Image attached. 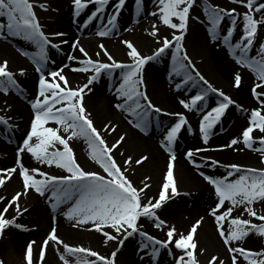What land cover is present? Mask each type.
Returning <instances> with one entry per match:
<instances>
[{
    "label": "snow or ice",
    "instance_id": "6c2138e0",
    "mask_svg": "<svg viewBox=\"0 0 264 264\" xmlns=\"http://www.w3.org/2000/svg\"><path fill=\"white\" fill-rule=\"evenodd\" d=\"M34 2L37 0H0V36L5 34L22 36L32 42L38 50V59H36V70L40 74L38 95L31 105L35 110L34 119L31 121L30 131L23 139V147L19 148L18 152L21 156L27 152L39 163L56 165L68 174L52 175L38 167L29 169L24 166L22 159H18L19 175L23 182L22 191H17L12 195L0 210V236H3L4 231L10 226L24 227L17 223V217L22 212L27 211L20 205L19 200L27 192L34 190L41 196L50 193L47 198L54 211L59 210L61 205H67L64 216L69 220H75L74 226L88 225L91 229L102 233L103 242L106 245L109 241L118 242L117 247L113 248L109 254H102L91 247L64 242L58 235L57 228L52 227L47 238L39 247V264H43L46 249L50 242L62 245L63 251L60 253V259L63 264H117L118 248L124 245L128 237L137 233L144 238L141 252L148 254L146 250L150 249L151 257L154 260L161 249L167 248L169 254L173 256V264H200L197 253L206 250L198 248L194 234L197 233L203 218L192 224L191 229L187 232L179 231L175 225L168 226L166 237L163 239L147 231H142L139 224L141 217L153 219L157 229H163L167 224V221L158 215V209L164 206L167 201L172 200L174 196L180 195L174 175L176 155L172 152L171 145L177 139L181 128L187 124V118L183 113H177L179 119L170 127L165 140L162 141L171 155L158 197H148L146 189H149L151 185L143 183L142 187L135 186L126 175L128 169L122 168L114 158L113 149L125 140L126 134L120 135L115 143L109 145L103 132L115 131L116 125L109 122L104 125L103 130L98 129L83 103L85 89L92 90L89 85L99 79L102 70L111 72L115 68L127 69L122 73V80L116 89L117 96L122 102L117 103L115 107L126 110L134 116L135 126L146 131L150 110L161 113L165 109L154 104L147 92L142 90L141 86L144 84L141 75L142 68L147 61L156 59L167 49L174 47L173 60L177 61L179 67L184 70L181 83L195 84V78L198 77L199 81L207 86L192 95L190 100H181L184 107L187 109L198 108L199 104L205 101L209 91L218 93L222 97L215 107H211L210 110L203 113L200 132L203 134V140L207 142L213 125L220 120L229 105L237 102L222 90L213 87L196 69L194 62L183 50L182 41L187 30L190 9L195 0H158V8L152 15H158L160 22L179 31L173 32L171 38L159 37V28L153 25L151 35L161 42L151 56L142 55L133 42L124 40L123 43L129 49L127 55L131 58L130 62L115 59L104 44L100 43L99 47L103 49V54L108 57L110 62L102 61L93 59L80 45L79 40L75 41L72 47L79 48V51L83 53V61L82 67L74 70L85 72L91 70L93 73L88 77L86 83L76 88L70 86L63 68L45 72L44 62L49 59L47 46L57 48L59 44L67 43V41L61 40L57 43L50 39V36H60L62 33L48 34L43 31L34 10ZM89 2L90 0H72L75 9L74 15L79 17L81 10ZM136 2L137 5L141 4V0H136ZM236 2L243 5L244 10L240 13L242 33L235 43L232 42V38L238 27L237 9L211 5L206 7L205 11L211 23L210 31L213 34V39L219 37V27L224 18L232 16L231 26L223 35V42L232 50L240 66L247 67L255 73L258 82L254 84L251 91L254 98L259 102V106L250 109L248 125L242 129L240 136L233 138L229 144L219 147H232L242 140L247 148L252 149L254 141L258 140L261 145V163L264 164V41H257L258 32L261 27H264V2H260V0H236ZM94 3L96 7L88 15L85 23L102 12L105 5L108 4V0H94ZM124 4L125 0H116L113 14L109 17V23L113 26L117 13ZM39 6L46 8L45 3H40ZM173 17L177 18L179 22H175ZM99 34L101 36L106 35L107 31H101ZM257 44L258 48L255 54L250 55ZM237 50L238 55H236ZM68 59L80 60L81 58L70 55ZM184 61H187V64ZM8 64L7 59L0 60V90L5 92L9 88L18 87L14 73L9 70ZM19 71L25 72L23 68ZM241 83L242 75L237 71L234 74V85L239 87ZM176 87L179 88L180 84H177ZM240 107L243 110V106ZM201 111L203 110L201 109ZM49 121L55 122L56 127L47 126ZM0 123L7 126L8 118L0 115ZM254 130L258 131L260 135L254 134ZM77 137L85 140L90 149L91 159L100 165L104 174L100 171L86 170L78 162L69 143L71 139ZM57 142L63 147H56ZM197 151L199 149H190L186 153L187 158L194 165L197 164V161L193 159V153ZM147 159L148 156L146 155H142L136 160L129 156L125 163L139 165ZM213 163H219V161ZM226 168L230 170L227 171L226 175L220 177L201 173L213 186L217 197L211 214L215 217L219 235L227 246L228 252L232 254L231 264H240L241 257L247 264H264V248L257 251L246 248L241 243L251 232L264 236V209L257 211L254 206L257 202L264 205V167L257 168L233 163L226 165ZM0 173H6V175H0V186H4L5 182L14 173H17V168L0 169ZM234 175L235 178L229 179ZM145 180H150V178L146 177ZM5 199V196L0 195V201H5ZM226 201L231 207H224ZM241 206H243L241 214L232 216L233 209ZM11 208H15V215L9 217L6 214ZM243 213H247L248 217L257 218L261 222L256 223L252 219L244 218ZM225 223L227 227H225ZM109 228L111 231L108 230ZM36 244V241L27 244L26 264H37V258L33 255ZM174 249L179 250V252L174 251ZM70 256L75 257V259H70ZM0 264H4V261L0 260ZM209 264H225V260L214 255L210 258Z\"/></svg>",
    "mask_w": 264,
    "mask_h": 264
},
{
    "label": "bare ground",
    "instance_id": "6f19581e",
    "mask_svg": "<svg viewBox=\"0 0 264 264\" xmlns=\"http://www.w3.org/2000/svg\"><path fill=\"white\" fill-rule=\"evenodd\" d=\"M114 2L116 3V0H109L108 4H114ZM40 3H45L46 8H41L39 6ZM211 5H219L228 9L236 8L239 29L242 27L240 13L244 10V6L236 2V0L232 3L229 0H195L190 9L187 30L182 41L183 50L187 52L192 62H194L196 69L199 70L213 87L222 90L237 102L236 104L229 105L220 120L213 125L211 129L213 134L209 136L208 141L205 142L203 140V134L200 132V122L203 113L207 112L212 106L204 110V106L200 103L196 109H187L181 103V100H190V97L195 95L196 91H200L201 88H206L207 86L196 77L195 85L185 83L184 86L180 85L179 88L176 87L177 84H180L179 81L181 79L176 80L181 75L183 69L179 67L177 61L171 66H168L167 60L165 63L163 61L165 60V53H168L169 49L174 47H170L156 59L145 63L141 72L144 80V84L141 87H143V91L147 92L154 104L165 109L164 112L173 115L172 119L174 122L179 119L176 115L177 113H183L187 118V124L181 128L177 139L171 145L172 152L176 155L174 175L180 191V195L174 196L171 201L177 200L180 197L182 198L173 205L172 203L169 205L171 201L167 202L158 211L162 212L165 221L173 223L181 232L188 231L190 226L185 229L188 219L195 218L189 224L192 226L197 220L203 218L202 223L198 226L197 233L194 235L198 248L206 250L197 253L200 264H209L210 258L214 255L224 259L225 264H231L232 254L228 252L227 246L219 235V231L216 230L217 223L215 217L211 214V209L215 206L217 197L213 186L201 173L213 177L224 176L230 170L226 168V165L233 163L259 167L257 159L261 157L262 153L258 140L254 141L252 149L247 148L242 141L232 147H219L220 145L229 144L233 138L239 137L238 133L242 132V129L248 125L250 109L259 106V102L254 98L251 91L258 80L253 71L237 63L236 56L233 55L229 46L223 42V35L225 34L221 33L222 30H219V37L213 39V34L210 31L211 25H207V23L202 27L194 25L192 17L198 13H207L205 8ZM114 6L110 11H106L107 7H104L103 11L98 13L93 22L85 28L81 24L80 19L82 17L87 19L88 15L94 11L96 5L92 3V0L81 10L79 17L74 15L75 9L72 0H37V2H34V10L43 27V31L48 34L54 32L62 33L60 36H50V39L57 43L61 40L67 41V43L59 44L57 48L49 46V59L45 63L46 65H53L55 69L63 68L71 87L74 84H76V87L83 85L87 82L89 74L92 73L89 70L88 76H84L83 72L85 71L74 70L83 61V53L79 51V48L72 47L75 41L79 40L80 45L85 48L93 59L108 61L103 54V49L99 47L100 43H103L115 59L130 62L131 58L127 55L129 50L123 43L124 40L133 42L142 55L151 56L161 42L151 35L153 25L159 28V37L167 36L171 38L173 32L179 31L171 29L160 22L158 15H152L158 8V0H141L140 5H137L136 0L134 2L133 0H125V4L118 12V18L126 16L128 13H133L134 10L137 13L138 10L134 7L137 6L142 10L141 15L145 14L146 16L143 22L140 25L133 24L127 30L118 21L104 37L93 41L90 35H95L99 24L98 18L100 16L103 18L107 14L111 16ZM92 7L94 9L90 13H87ZM86 9L88 11L84 13ZM231 17L226 16L224 23H230L229 19ZM46 18L50 20L47 21ZM172 19L175 22H179L175 17ZM103 28L105 29V27ZM48 29L53 30L47 31ZM114 33L116 36L119 34L118 36L120 37H114ZM262 34H264V27L260 28L258 32V42L263 41V37H260ZM236 36L232 38L233 43L239 38ZM19 38L10 34L0 36V60L7 59L9 61L8 68L13 71L14 78L18 84V87H15L17 95L13 94L11 88L7 92L3 90L1 91L2 93L0 92V115L8 118L11 134H17L18 136L20 133L27 134L31 129V121L34 119L35 112L31 105L38 95L40 75L36 70V59H38L37 47L32 42H23ZM257 48L258 44L257 47L253 48L250 55L255 54ZM172 54L173 51L170 53L173 59ZM238 54L237 50L236 55ZM70 55L80 57L81 59L69 60L68 57ZM184 63L187 64V61H184ZM66 65L67 67H65ZM21 68L25 70L24 73L19 71ZM116 70L117 72H124L127 69L116 68ZM189 71H191L190 68ZM237 71L242 75V83L239 87L234 85V74ZM103 77H105V81ZM106 77L100 73L99 79L89 85V88L92 90L88 91V89H85L83 103L98 129L103 130L104 125L109 122L116 125L115 131L103 132L105 140L109 145L115 143L120 135L126 134L125 140L117 148L113 149L114 158L124 168L128 169L127 175L135 186L142 187L143 183H149L151 186L149 189H146L147 196L156 195L158 197L169 156L171 155L164 146V143H162L165 140L164 133H160L158 129L152 130L151 125H148L146 131H142L135 126L134 116L126 110L117 109L115 105L122 101L117 96L116 89L119 87L122 79H115L112 84H109ZM48 78L51 79V77ZM76 87L74 86L73 88ZM208 93L206 99L209 100L211 105H216L218 100L222 99L218 93L211 91ZM241 105L243 106V110L240 107ZM232 106L235 108L230 112L229 108ZM151 116L155 117L157 121L163 118V122L160 121L159 129L164 128V125L170 121L168 116L157 117L155 112H152ZM47 126L56 127V124L53 121H49L47 122ZM3 127L4 124L0 123L1 135L9 137V129L6 131ZM254 134L260 135L255 130ZM69 143L82 167L86 170L100 171L104 174L100 165L91 159L89 155L90 149L83 138H73ZM12 147V144H6L5 141L0 140V168H17V173H14L5 182L4 186H0V195L6 198L5 201H0V210H2L3 205L12 195L17 191H22L23 182L22 177L19 175L18 159H22L24 166L29 169L38 167L52 175L68 174L64 169L58 168L56 165L39 163L27 152L21 156V154L15 153L14 150L12 151ZM56 147L62 148L63 146L56 143ZM190 149H199V151L193 153V159L197 161L195 165L186 156V153ZM142 155L148 156V159L139 165L135 163L128 165L125 163L129 156L133 160H136ZM214 161H219V163H213ZM136 174L137 177L135 176ZM0 175H6V173H0ZM146 177H149L150 180H145ZM233 178H235V175L229 177V179ZM49 195L50 193H46L45 196H41L32 190L20 198V205L27 211L22 212L17 217V223L24 227L16 228L15 226H10L4 231L3 236H0V260H3L4 264H26L25 254L27 244L31 241L37 242L34 245L33 255L37 258V264H39V247L47 238L52 227L57 228L58 235L64 242L91 247L102 254H109L117 246V241H109L106 245L103 242L102 233L91 229L88 225L83 227L74 226L76 221L65 217L61 206L59 210L54 211L47 198ZM254 206L257 211L264 209V205L260 202H257ZM224 207H231V205L226 201ZM242 207L234 208L232 216L240 215ZM6 215L9 217L15 215V208H11ZM243 217L252 219L256 223L259 221L257 218L248 217L247 213H243ZM139 224L142 231L148 232L149 230L153 233L152 235L160 238L161 230L155 227L152 220H149L147 217L145 219L140 218ZM225 227H227L226 223ZM46 229L48 230L45 232ZM108 230L111 231L110 228ZM137 235L139 234L137 233ZM132 237H135V235ZM135 238L137 241L126 240L122 249L118 250L116 257L117 264H167L166 258L156 261L150 257L149 250H146L148 254L141 252L143 240L141 243H138V236ZM241 243L246 248L258 251L264 248V236L251 232ZM22 244H24L23 249H21ZM62 251L63 247L61 244L50 242L46 249L43 264H63V261L60 259ZM205 256L209 257L203 262ZM69 258L75 259V257L71 256ZM240 264H247V262L241 257Z\"/></svg>",
    "mask_w": 264,
    "mask_h": 264
},
{
    "label": "rangeland",
    "instance_id": "374dc122",
    "mask_svg": "<svg viewBox=\"0 0 264 264\" xmlns=\"http://www.w3.org/2000/svg\"><path fill=\"white\" fill-rule=\"evenodd\" d=\"M109 1V0H108ZM133 2H134V0H133ZM229 2H235V0H229ZM260 2H264V0H262V1H260ZM93 3H94V0H93ZM115 5V2H114V4H106L105 5V7H107V9H106V11L108 10V11H110L112 8H113V6ZM93 8V7H92ZM92 8L91 9H89V11L86 9L85 10V12L84 13H86L87 11V13H89L90 11H92ZM141 12H142V10H141V8H140V11H139V14H138V16H135L136 14H135V12L133 11V13H128L126 16H122V17H120V18H118V20L117 21H119V23L120 24H123V28H125V29H127V30H129L131 27H132V25L133 24H137V25H140L142 22H143V20L145 19V14H142L141 15ZM109 15L110 14H107L105 17H100V19H99V24H98V28L96 29V31H95V35H90V37H103V36H101L99 33L101 32V31H105L104 29H102V27L104 26V25H106L107 23H105L108 19H109ZM141 15V16H140ZM193 18V22H194V25H198V26H200V27H202L204 24L203 23H207L208 21H209V19H207L208 18V15H207V13H198V14H196V15H194V17H192ZM232 18V17H231ZM47 19V21H49L50 19L49 18H46ZM125 21V22H124ZM80 22H81V24L82 25H84L85 26V19L84 18H82V19H80ZM84 23V24H83ZM208 25V24H207ZM210 25V24H209ZM86 27H88V26H86ZM85 27V28H86ZM169 27V26H168ZM170 28V27H169ZM227 28L228 27H226L225 26V28H224V30L222 31L223 33H226V31H227ZM241 29H239L238 27H237V30H236V34L234 33V36H236V37H238V34L239 33H242V27H240ZM262 28V27H261ZM108 29H111V26H109L108 28H107V30L106 31H108ZM53 30V29H52ZM51 29H48L47 31H52ZM221 32V33H222ZM89 34H91V33H89ZM88 34V35H89ZM114 35V37H120V36H118L119 34H117V36H116V34L114 33L113 34ZM121 35V34H120ZM260 37H263V41H264V34H262ZM128 49V48H127ZM129 50V49H128ZM164 56H169V54L167 55V53H165V55ZM107 59H108V57L107 56H105ZM164 61V63H165V61H166V59L165 60H163ZM110 62V61H109ZM166 65V64H165ZM45 67V72L47 73L48 71H51V70H54L55 68H53V65H49V64H47L46 66H44ZM82 67V63L79 65V66H77L76 68H81ZM80 71H82V70H80ZM101 74H103V75H105L106 76V74L104 73V71H103V73H102V71H101ZM83 75L84 76H88V72H83ZM100 75V74H99ZM89 76H90V74H89ZM104 78V81H105V77H103ZM74 86L76 87V84H74ZM73 86V87H74ZM10 89V88H9ZM13 91V94L15 95L16 93H15V88L13 87V88H11ZM10 89V90H11ZM2 90H0V92H1ZM2 93V92H1ZM6 95H10V94H6ZM6 97H10V96H6ZM234 106H232V107H230L229 108V111L230 112H232L233 110H234ZM169 118V117H168ZM162 121H163V118H162ZM155 128H153L152 127V130H154ZM0 133H1V131H0ZM160 133H163V129L160 131ZM24 134V133H23ZM240 134H241V132L240 133H238V135L240 136ZM22 134L20 133L19 134V136L16 134V135H10L9 137H7V139H6V141H5V143L6 144H12V151L14 150V152H18V149H19V143L21 142V139H22ZM1 141H3L2 139H0ZM4 142V141H3ZM15 143H16V147L14 146L15 145ZM14 148V149H13ZM21 148V147H20ZM120 164V163H119ZM257 164H258V166L259 167H264L263 166V164L261 163V157L260 158H258L257 159ZM121 165V164H120ZM121 167L122 168H124L122 165H121ZM0 169H2V168H0ZM139 173V172H138ZM128 173L126 172V175H127ZM128 176V175H127ZM136 177H137V174L135 175ZM129 177V176H128ZM133 182V181H132ZM154 196H156V195H151V196H149V197H154ZM180 198H182V197H180ZM180 198H177V200L175 199L174 201H171V200H169V201H171V202H169V201H167V202H169V205H171V203H172V205L174 204V203H176V202H178L179 201V199ZM166 202V203H167ZM165 203V204H166ZM65 206L66 205H61V207H62V210L63 211H66V209H67V207L65 208ZM160 211H158V215L162 218V219H164L165 220V218H164V216H163V214H162V212H160ZM142 219H145L146 217H141ZM192 219H195V218H190V219H188L187 220V223H186V227H185V229H187L188 228V226H190L189 224L190 223H192V221H194V220H192ZM149 220H152V222H153V219H151V218H149ZM259 222H261V221H258V223ZM171 225H174L173 223H169V222H167V224H166V226H164V228L163 229H160L161 231H160V235H159V237L161 238V239H163V238H165L166 237V229H167V227L168 226H171ZM177 228V227H176ZM48 229H46L45 230V232L47 231ZM216 230H218V228H216ZM148 232L150 233V234H153L151 231H149L148 230ZM138 236V243H141L142 242V240L144 239L143 237H141V236H139V235H135V237H137ZM135 237H128L126 240H129V241H134L135 242V240L137 241V239L135 238ZM125 240V241H126ZM198 246V245H197ZM23 247H24V244H22L21 245V249H23ZM122 247H123V245L122 246H120L119 248H118V250H120V249H122ZM162 253H161V257H160V259L161 258H168L167 257V253H166V251L165 250H162L161 251ZM151 254V252H150V249H149V255ZM208 257L209 256H205V258H204V260H203V262H205L206 261V259H208ZM90 259H94L93 257H90ZM166 261H167V264H169L170 263V259H166Z\"/></svg>",
    "mask_w": 264,
    "mask_h": 264
}]
</instances>
